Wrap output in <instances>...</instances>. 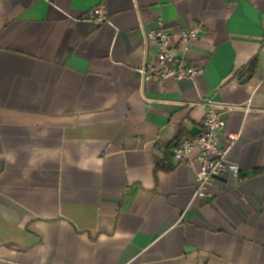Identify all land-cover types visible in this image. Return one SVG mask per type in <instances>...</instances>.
Wrapping results in <instances>:
<instances>
[{"label":"crops","instance_id":"crops-1","mask_svg":"<svg viewBox=\"0 0 264 264\" xmlns=\"http://www.w3.org/2000/svg\"><path fill=\"white\" fill-rule=\"evenodd\" d=\"M199 20L204 74L142 84L144 31ZM263 75L264 0H0V264H264ZM208 101L240 176L196 200Z\"/></svg>","mask_w":264,"mask_h":264},{"label":"built area","instance_id":"built-area-1","mask_svg":"<svg viewBox=\"0 0 264 264\" xmlns=\"http://www.w3.org/2000/svg\"><path fill=\"white\" fill-rule=\"evenodd\" d=\"M89 21L98 25L109 23L104 7L92 10L88 15ZM204 31V22L199 20L192 26L182 30L178 36L166 33L164 29L144 31V63L138 69L142 84L162 82L173 79H194L204 74V68L192 64L188 60L191 44L200 39ZM264 82V75L261 79ZM203 131L197 136L181 140L172 149L171 154L176 164H188L199 167L195 171V192L193 199H209L212 190L221 180L229 177L238 178L240 168L237 164L229 163L226 159L229 148L220 146L217 135L224 129L222 117L226 106L214 102H206ZM230 146L238 136H227Z\"/></svg>","mask_w":264,"mask_h":264},{"label":"trees","instance_id":"trees-1","mask_svg":"<svg viewBox=\"0 0 264 264\" xmlns=\"http://www.w3.org/2000/svg\"><path fill=\"white\" fill-rule=\"evenodd\" d=\"M255 65H256V60L252 61V63H251L250 66H249V69H250V68L252 69L253 67H255ZM181 140H182V139H181ZM181 140H180L176 145H174L173 148L177 147V146L179 145V143L181 142Z\"/></svg>","mask_w":264,"mask_h":264}]
</instances>
